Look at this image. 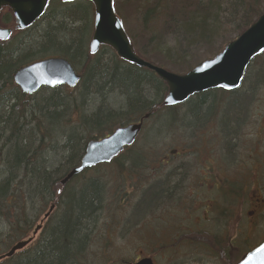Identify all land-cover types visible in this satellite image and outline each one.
<instances>
[{
	"label": "trees",
	"instance_id": "obj_1",
	"mask_svg": "<svg viewBox=\"0 0 264 264\" xmlns=\"http://www.w3.org/2000/svg\"><path fill=\"white\" fill-rule=\"evenodd\" d=\"M143 2L138 30L141 47L133 46L142 59L160 67L164 65L162 60L172 65L177 63L176 55L172 56L169 48L163 49L161 45L165 36H175L186 50H200L209 58L232 40L230 34L238 36L264 11L261 0ZM5 10L0 25L14 29L12 13ZM92 30L93 7L89 1L50 0L40 19L24 30H13L7 40H0V239L3 240L0 244L5 242L4 237L11 246L26 238L38 216L45 214L51 203L58 208L57 213L52 211L45 220L42 237L30 254L27 249L19 251L7 259L12 264H71L72 261L75 264L77 255L72 258V245L84 247L87 234H82V230L87 228L83 229L82 220L89 222L100 210L103 183L97 177H89L74 191L69 183L60 186L59 181L79 165L88 141L147 114L159 116L161 110H166L162 106L166 85L152 71L119 59L107 46L94 55L89 54ZM263 54L249 64L261 58L255 71L256 83H264ZM49 57L67 59L80 72L81 80L72 88L41 87L33 94L23 93L13 82L14 73ZM115 91L122 99L120 109L107 105L108 95ZM217 91L227 96L220 101L212 99L217 107L235 95L222 89H215L212 94L216 95ZM209 96H199L202 100L191 112L194 118L196 110H208L206 103L213 98ZM94 98L100 103L86 114L85 107ZM240 119L241 114L221 124L225 137H231ZM145 145L148 143L140 144L136 140L109 164L95 167L113 165L120 170L127 164V169L136 170L153 154L151 145ZM86 171L78 177H83ZM212 230L217 233L205 231L207 236L201 239V244H219L221 232L213 227ZM219 249L226 252L223 247ZM237 256L234 254L227 261L236 263L243 257Z\"/></svg>",
	"mask_w": 264,
	"mask_h": 264
},
{
	"label": "rangeland",
	"instance_id": "obj_2",
	"mask_svg": "<svg viewBox=\"0 0 264 264\" xmlns=\"http://www.w3.org/2000/svg\"><path fill=\"white\" fill-rule=\"evenodd\" d=\"M113 3L124 30L132 41V45L141 47L138 40V30L140 29L143 0H113ZM261 4H264V0H261ZM5 12V9L2 10L0 17L5 15ZM225 28L231 29L229 27ZM236 37V33L230 34L232 40ZM163 40L164 43L162 42L161 44L163 49L169 48V53L177 57V60L174 59L177 62L176 65L168 64L163 60L161 62L164 64L162 68L170 72L184 74L208 59L206 53L203 54L200 50H186V47L184 48L175 36L167 35ZM178 55L183 56V58L180 59ZM260 59L258 58L248 67L244 82L242 81L243 83L240 85L238 93L231 97L230 100L220 102V107H217L215 103L212 104L215 100L220 101L222 97L224 99L227 98L225 95L221 96V91H217L216 95L210 94L213 98H210L205 106L209 114L212 113L211 116L213 115V108L217 111L218 121L221 124L241 114L239 123L242 122V124L235 131L237 136H240V140L243 141L248 138L246 135L251 130H255L257 124L254 123L261 117H263L264 121V83L255 82V76H257L255 71L259 66ZM186 66L191 68L188 69L187 67L186 69ZM99 103L95 98L90 100L85 107V113L92 112ZM121 104L122 99L118 91L108 95V107L120 109ZM160 114L159 116L151 115L143 120L142 130L137 138L138 143L151 145L149 146L153 154L150 153L149 160L145 164L139 166L136 170L127 169V164H124L120 170L113 165H102L83 173L85 178L97 177L100 179L103 183V188L100 210L94 213L91 218L92 223L91 220L89 222L82 220L83 229L87 228L85 231L82 230V234H87V240L83 243L84 247L77 253L75 264H126V262L131 263L148 256L155 261V264H227V258L229 257L220 252V249L218 250L217 244L216 247L205 245L203 244L204 242L200 243L201 239L207 236L205 231L216 232L206 227L207 225L212 226L211 223L205 225L206 228L203 229V234L201 232L199 237L198 234L189 232L187 234L188 244L175 243L180 240L178 230L181 222L180 211L174 210V214L170 213V202L167 204L165 199L161 197L160 187L153 186L150 188L149 185L154 182V179L172 178V172L168 170L165 164L161 163H164L169 158L170 150H179L180 147L189 146L190 153L186 155V159L183 161L184 165L181 166L180 170L186 173L185 177L188 179L187 184L190 193L197 188L194 185L196 178H200L201 175L209 176L215 172L212 169L206 170L201 167L202 153L205 149L203 151L199 146H208L212 148V153H220L221 150L223 151L222 147L225 143L223 145L219 143L220 141H227L228 137L226 135L227 138H223L220 129L214 127L213 118L215 115L210 116V119L200 126L191 128L189 125L180 122L183 117H187L184 116L183 111L177 114V117L180 118L179 121L178 119L174 120L175 115L172 111L169 113V110H161ZM219 145H222V147ZM53 157L54 155L51 156V158ZM149 163H151V166ZM80 185L81 182L79 180V182L71 183L69 188L77 191ZM127 192L129 196L123 201L122 194ZM202 197L199 199L200 202L202 199L206 202L207 199L213 197V192H204ZM195 202L197 201L190 202L188 217V225L190 227L195 224L193 218L197 215ZM57 212L58 208L56 207L54 214ZM43 215L38 216L28 236L32 235L33 229L40 223ZM45 222L44 220L43 226ZM259 227L258 233L250 231L254 233L251 236L253 238L240 236L242 238L246 237L245 242L239 239L231 255L236 254V256L242 257L247 250L256 245L260 235L264 236V232L262 233L264 223L259 224ZM238 228L239 231L244 230L245 225L242 223ZM220 234L222 235V233ZM41 237V230H39L30 244L24 249H27L30 254L32 248L36 246ZM1 241L3 240L0 239V243ZM4 241L3 244H0V254L8 251L11 246L7 245L5 237ZM7 259L0 260V264H12V261H7Z\"/></svg>",
	"mask_w": 264,
	"mask_h": 264
},
{
	"label": "water",
	"instance_id": "obj_3",
	"mask_svg": "<svg viewBox=\"0 0 264 264\" xmlns=\"http://www.w3.org/2000/svg\"><path fill=\"white\" fill-rule=\"evenodd\" d=\"M50 0H0V12L8 8L14 18V30L30 27L45 12ZM64 3L76 0H61ZM94 10L93 31L89 41V54L97 53L101 46H107L115 55L130 64L152 71L167 87L163 105L170 106L183 102L190 96L209 89L222 88L234 90L239 87L244 72L251 60L264 51V11L235 39L227 43L216 55L208 58L184 74H176L145 61L139 57L126 34L122 21L117 15L113 0H87ZM13 29L0 26V40H6ZM80 81V75L69 61L62 57H49L34 61L18 69L13 75V82L25 94H33L41 87H73ZM147 115H145V118ZM142 128V121L130 123L114 129L111 133L90 140L78 166L72 168L61 181L62 184L84 169L100 163H108L124 147L136 140ZM43 215L46 219L52 210ZM37 225L33 235L41 227ZM32 238L11 246L9 251L0 256V260L12 256L23 249ZM132 264H153L151 258L144 257ZM236 264H264V241L249 251Z\"/></svg>",
	"mask_w": 264,
	"mask_h": 264
},
{
	"label": "flooded vegetation",
	"instance_id": "obj_4",
	"mask_svg": "<svg viewBox=\"0 0 264 264\" xmlns=\"http://www.w3.org/2000/svg\"><path fill=\"white\" fill-rule=\"evenodd\" d=\"M215 89L205 90L200 93H196L181 103L166 106V110L170 112L183 111L184 115L192 112L193 107L200 102V95H209L214 93ZM238 89L226 91V94L238 93ZM212 101V100H211ZM206 103V102H205ZM204 103V104H205ZM214 104V103H212ZM203 103H201V106ZM215 106V105H214ZM215 115V116H214ZM149 117V115L147 114ZM213 121L214 127L220 129V133L225 138L221 129V122L218 121V113L213 108ZM211 116V117H212ZM216 122H218L216 124ZM242 122H238L235 125V129H238ZM254 131H250L248 138L245 141L240 140V136H237V132L234 130L231 137L224 142L222 147L223 151L212 153L211 147H200L205 151L202 153L201 167L203 169H212V174L196 178L194 185L196 189L189 193L188 179L185 177L186 173L180 170L184 165V159L186 155L190 153V147H180L179 150L172 149L169 151V158L164 163L168 170L172 172L173 177L165 179H154V182L149 185L166 187L160 191L161 197L165 201L170 202V213L174 214V210H179L181 215V222L179 224V236L180 240L175 243L188 244L189 232L199 234L204 228L209 227L221 232L222 235L218 236L220 248L226 250L225 253L229 258L235 250V245L239 242H245L246 237L253 238L251 236L254 233H258L259 224L264 223V121L261 117L256 123ZM218 125V126H217ZM247 143V144H246ZM228 144V145H227ZM227 145V146H226ZM226 151V152H225ZM228 171V173H226ZM208 176V177H207ZM213 192V197L204 199L200 202V197L204 196V192ZM203 195H202V193ZM123 201L129 196V193H123ZM122 197V196H121ZM203 198V197H202ZM196 204L197 215L193 218L194 225L190 227L188 225L189 207L190 202ZM173 207V208H172ZM212 224V226L206 224ZM245 225L244 230L239 231V225ZM43 226V224H42ZM42 226L40 230L42 229ZM264 232V229L262 233ZM239 234V236H238ZM240 236H246L242 238ZM239 237V238H238ZM264 241V236L259 237L256 245L258 246ZM218 246V247H219ZM251 248V249H252ZM250 249V250H251ZM153 264L155 261L152 259ZM135 262V261H134ZM232 262H227L230 264ZM126 264H130L126 262Z\"/></svg>",
	"mask_w": 264,
	"mask_h": 264
},
{
	"label": "bare ground",
	"instance_id": "obj_5",
	"mask_svg": "<svg viewBox=\"0 0 264 264\" xmlns=\"http://www.w3.org/2000/svg\"><path fill=\"white\" fill-rule=\"evenodd\" d=\"M132 44V43H131ZM99 51V50H98ZM97 51V52H98ZM96 54V53H95ZM79 75H80V73L76 70V69H74ZM80 80H81V76H80ZM164 97H165V95H164ZM164 97H163V99H164ZM162 106H164V107H166L165 105H163V100H162ZM169 113H171L170 111H169ZM167 114H168V111H167ZM173 114L175 115V118H174V120H176V119H178V121L180 120V118H178L177 117V114H178V112H173ZM195 114V118H194V116L192 115V113L191 114H187V115H184V116H187V117H183L182 118V121H180L181 123H185V124H187V125H189L191 128H195L196 126L198 127V125L200 126L201 124H203L205 121H207L208 119H210V116H211V114L212 113H210L209 114V111L207 110V111H203V109H199V110H196V113H194ZM179 116V115H178ZM142 119H140V121H141ZM239 122V121H238ZM238 122L236 123V125L238 124ZM172 124H174V123H172ZM141 130H142V128H141ZM141 130H140V132H139V134H138V136H137V138L139 137V135H140V133H141ZM137 138H136V140H137ZM135 140V141H136ZM83 152H84V148H83ZM71 170V169H70ZM85 171L87 170V169H84ZM83 170V171H84ZM83 171H81V172H79L78 174H74V175H72V177L71 178H69L66 182H65V184H62L61 183V181L67 176V174L70 172V171H68L66 174H65V176L59 181V184H60V186H64V185H66L67 183H69L68 184V186H70V184L71 183H75V182H79V180H80V182H81V185L83 184V182L85 181V180H87V179H89V178H85V177H78V175L80 174V173H82ZM80 185V186H81ZM102 190V189H101ZM53 207L52 208V210H51V213H52V211H54V209H56V206H55V204L54 203H51L50 205H49V207H48V209H47V212L49 211V209H50V207ZM26 207H30V205H26ZM36 235V234H35ZM35 235H31V236H28V237H26V238H24V239H22V240H20V241H25V240H27L28 238H32L33 239V237L35 236ZM20 241H17V242H20ZM32 241V240H31ZM30 241V242H31ZM16 242V243H17ZM30 242L28 243V244H30ZM15 244V243H14ZM27 244V245H28ZM27 245L24 247V248H26L27 247ZM23 248V249H24ZM10 249V248H9ZM9 249H8V251H9ZM23 249H21V250H23ZM81 249V247L80 246H78V245H72V253H71V256H72V258H74L75 257V255H77V253H78V251ZM21 250H18V251H16L14 254H16L17 252H19V251H21ZM8 251H6L5 253H7ZM80 252V251H79ZM5 253H2L1 255H4ZM13 254V255H14ZM0 255V256H1ZM12 255V256H13ZM11 257V256H10ZM6 258H9V257H6ZM3 259H5V258H3ZM2 260V259H1ZM133 262H131L130 264H132ZM71 264H73V261H72V263Z\"/></svg>",
	"mask_w": 264,
	"mask_h": 264
}]
</instances>
